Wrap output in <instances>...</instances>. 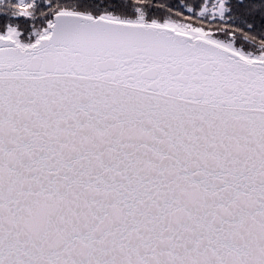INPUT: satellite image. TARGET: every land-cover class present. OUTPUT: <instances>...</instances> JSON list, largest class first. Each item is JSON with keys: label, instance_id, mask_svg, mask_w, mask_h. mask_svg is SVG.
I'll return each mask as SVG.
<instances>
[{"label": "snow or ice", "instance_id": "6c2138e0", "mask_svg": "<svg viewBox=\"0 0 264 264\" xmlns=\"http://www.w3.org/2000/svg\"><path fill=\"white\" fill-rule=\"evenodd\" d=\"M0 264H264V0H0Z\"/></svg>", "mask_w": 264, "mask_h": 264}]
</instances>
